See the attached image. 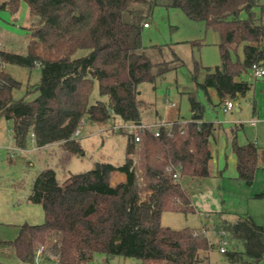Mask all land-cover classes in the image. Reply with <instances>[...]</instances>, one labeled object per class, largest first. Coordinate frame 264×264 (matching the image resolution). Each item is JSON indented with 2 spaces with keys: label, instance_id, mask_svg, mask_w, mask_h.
<instances>
[{
  "label": "trees",
  "instance_id": "1",
  "mask_svg": "<svg viewBox=\"0 0 264 264\" xmlns=\"http://www.w3.org/2000/svg\"><path fill=\"white\" fill-rule=\"evenodd\" d=\"M32 18L28 52L19 54L0 48V119H14L16 141L24 146L31 135L37 147L58 142L63 165L84 149L76 132L84 117L104 125L111 118L140 121L145 102L139 85L154 82L153 64L141 50L143 16L134 14L127 22L123 13L141 0H24ZM21 0H9L0 7L17 12ZM181 8L196 21L220 33L222 62L209 69L199 86L207 92L215 88L220 104L229 96H245L252 86L237 78L249 72L253 63L264 65V0H152ZM242 12L247 16L243 18ZM148 23V22H146ZM243 47V60L235 59ZM79 50L88 52L76 56ZM6 64L28 68L38 65L41 80L29 86L24 97L15 98L21 82L5 69ZM200 65L195 64L196 73ZM168 68H161L158 74ZM196 77V75H195ZM96 84L106 100L92 102ZM38 92L34 99L27 95ZM192 119L185 127L176 121L163 128L160 136L142 135L137 151L127 136L125 161L97 162L94 168L78 172L63 182L52 168L39 172L33 180L28 201L44 211L41 224L24 223L12 246L20 261L34 264L38 257L56 258L58 264H92L94 256L122 255L143 264H209L210 242L204 231L187 227L176 230L163 226L162 213L194 211L191 197L181 178L210 175L211 137L217 126L204 121L205 106L190 96ZM238 179L253 184L259 169V149L253 143L233 141ZM139 152L145 187L134 168L133 154ZM117 174L124 181L113 183ZM18 186L21 185L16 183ZM146 191V199L142 191ZM258 197L263 194H258ZM216 232L224 230L243 250L228 249L231 263L259 264L264 258V224L250 215L234 222L222 220ZM42 249L39 254L38 250Z\"/></svg>",
  "mask_w": 264,
  "mask_h": 264
},
{
  "label": "rangeland",
  "instance_id": "2",
  "mask_svg": "<svg viewBox=\"0 0 264 264\" xmlns=\"http://www.w3.org/2000/svg\"><path fill=\"white\" fill-rule=\"evenodd\" d=\"M6 1L9 0H0V5ZM135 13L145 18L143 24H149L148 27H143L140 51L149 57L153 64L152 71L156 75L154 82H143L139 85L140 98L145 102L141 110L144 121H191L190 96L194 95L205 106L204 120L212 121L217 126L215 134L211 137L213 157L209 164L210 175L201 179L189 176L180 179L184 190L191 197L192 203L189 207L194 211L166 210L162 213L161 223L176 230L187 227L200 230L204 227L210 242L214 243L209 255V264H243L229 262L220 251V236L216 232V226L225 218L234 222L238 215L257 212L264 206V197H254L257 192L264 191V172L257 174L253 185H246L237 178L236 157L233 152L235 139L239 144L256 142L258 139L259 146L264 148V78H255L251 71L241 74L237 79L249 82L252 88L245 96L234 99L228 96L227 100L231 99L240 110L237 111L234 107L225 112L220 106L216 90L210 88V101L206 92L199 86V83L205 81L208 70L222 62L220 33L212 27H207L204 22L189 18L181 8L153 4L152 0L134 1L130 10L123 13L124 20L133 21ZM241 16L245 18L246 12H242ZM31 22L29 6L24 0H21L15 13L9 7H0V48L26 54ZM87 52L79 50L76 56L85 55ZM234 58L243 60V47H239ZM196 62L200 65L197 73ZM165 66L168 69L158 74ZM5 69L22 83L14 92L15 98L24 97L28 87L38 84L41 80L42 73L38 65L28 68L6 64ZM37 95L38 92H32L27 95V99H34ZM106 99L105 95L100 94L96 84L92 102ZM122 122L117 116L101 125L92 122L87 116L84 117L81 133L77 136L84 154L73 155L65 165L60 161L62 147L58 142L37 147L33 137L29 135L23 150L16 147L0 148V185L14 181L21 184V192L29 193L36 175L47 168L54 169L58 180L63 182L74 173L94 168L97 162L124 163L127 135L124 130L118 128ZM14 126V119H0V143L11 140L16 143ZM142 147V141L136 143L137 151ZM133 159L139 183L144 188L143 165L139 152L133 154ZM118 182L120 174L115 175L113 180L114 184ZM146 197L144 190L142 198ZM36 209L38 212L34 213V218H42L40 223H36L41 224L44 222V211L42 206ZM261 220L262 222L257 223L264 224V219ZM10 236H13L12 226L0 225V262L3 263L10 261L2 252L8 250V245L1 240ZM230 241L232 243L228 244L229 249L243 250L241 242ZM34 264L58 263L55 259L41 258ZM92 264H143V261L134 257L97 253ZM259 264H264V258Z\"/></svg>",
  "mask_w": 264,
  "mask_h": 264
},
{
  "label": "crops",
  "instance_id": "3",
  "mask_svg": "<svg viewBox=\"0 0 264 264\" xmlns=\"http://www.w3.org/2000/svg\"><path fill=\"white\" fill-rule=\"evenodd\" d=\"M238 81H241V80H238ZM206 94L208 96V99L211 101L210 88L207 90ZM227 97L220 104V106H222V108H224L225 101L227 100ZM236 110L239 111L240 107L236 106ZM255 111H256V107H254V112ZM142 119H143V117H142ZM203 120H204V118H203ZM260 138H261V136H260ZM248 143H253L259 149V165H260V167L256 172V176H257V174H259V172H264V148H261L259 146L260 142L258 139L256 140V142L249 141V142H246V143H243L240 145H244V144H248ZM262 143H263V140H262ZM12 147H16V148L23 150V146H21L18 143V141H16V143H14L12 140L7 142V143H3V144L0 143V148L11 149ZM233 152H234V150H233ZM234 154H235V152H234ZM235 157H236V169H237V156H236V154H235ZM237 174H238V170H237ZM237 178H238V175H237ZM124 180H125V176L123 174H120V181H124ZM16 183L17 182L9 181V182H7V185H0V225H2V226L10 225V226H12V231H13V236H10V238H4V240H1V242H8V241L14 240L19 233V226L20 225H22L26 222L30 223V224H36V223H40L42 221L41 220L42 218L41 219L40 218H34V213L38 212V209H36V208H38V206H41V205L29 202L28 197H29L30 192L29 193L21 192L20 187ZM246 185H248V184H246ZM251 185H253V184H251ZM251 185H248V186H251ZM258 194H263V196H261V197H264V191L257 192L254 197L255 198H261V197L257 196ZM243 215H250L256 222H262L261 219H264V206L257 212L251 211L250 213L243 214ZM237 217H236V219H237ZM225 220H227V219L225 218ZM5 244L8 245L7 243H5ZM6 245H4V246L6 247ZM2 252L4 255H6L8 257L7 260L10 262L9 263L0 262V264H27V263H23L22 261L19 260V258L16 255L14 248L10 245H8L7 251L3 250ZM41 258H45V257H38L36 259V261L40 260ZM51 259H55L57 261V259L54 257H52ZM57 263H58V261H57Z\"/></svg>",
  "mask_w": 264,
  "mask_h": 264
},
{
  "label": "built area",
  "instance_id": "4",
  "mask_svg": "<svg viewBox=\"0 0 264 264\" xmlns=\"http://www.w3.org/2000/svg\"><path fill=\"white\" fill-rule=\"evenodd\" d=\"M144 26L148 27L149 24L145 23ZM250 71L252 72L254 77L257 79L264 77V65H262L258 62H255L252 64ZM172 105L174 106L175 104H172ZM234 107H236L235 103L231 99H228L225 101V105H224L223 110L226 112V111L232 110ZM175 122H176V120L175 121L160 120L157 122L148 123V122H145L143 119H141L140 121H137V122H135V121H123L121 123V125L118 126V128H121L122 130H124L125 134L127 136L132 137L133 141L135 143H139L142 140L143 134L150 132V133H154L156 136H160L163 128H171ZM187 122L181 123L182 129L185 127ZM253 123H255V121H253ZM80 133H81V126L79 127L78 131L76 132V135L78 136V135H80ZM174 177H176L177 179H181L180 172L176 171L174 174ZM219 236H220V241L218 244H219L220 251L225 253L229 249L228 244H231L232 241H230L228 234L224 230L220 231ZM38 253L39 254L42 253L41 248L38 250Z\"/></svg>",
  "mask_w": 264,
  "mask_h": 264
}]
</instances>
